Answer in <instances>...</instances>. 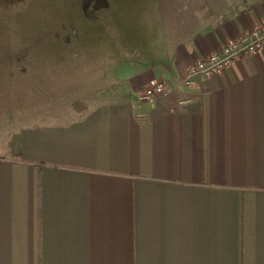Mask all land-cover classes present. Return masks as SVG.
I'll return each instance as SVG.
<instances>
[{
    "label": "crops",
    "instance_id": "crops-1",
    "mask_svg": "<svg viewBox=\"0 0 264 264\" xmlns=\"http://www.w3.org/2000/svg\"><path fill=\"white\" fill-rule=\"evenodd\" d=\"M98 6L77 10L91 28L11 62L0 264H264V51L183 84L264 0ZM152 79L169 92L142 103Z\"/></svg>",
    "mask_w": 264,
    "mask_h": 264
},
{
    "label": "rangeland",
    "instance_id": "rangeland-1",
    "mask_svg": "<svg viewBox=\"0 0 264 264\" xmlns=\"http://www.w3.org/2000/svg\"><path fill=\"white\" fill-rule=\"evenodd\" d=\"M100 4L103 0H0V92L18 91L11 62L51 53L56 43L73 37L81 20L83 27L91 28L77 10L97 9Z\"/></svg>",
    "mask_w": 264,
    "mask_h": 264
},
{
    "label": "built area",
    "instance_id": "built-area-1",
    "mask_svg": "<svg viewBox=\"0 0 264 264\" xmlns=\"http://www.w3.org/2000/svg\"><path fill=\"white\" fill-rule=\"evenodd\" d=\"M264 51V20L243 32L238 38L227 41L218 52L200 60L189 67L183 78L187 87L194 86L199 79H211L221 75L237 60ZM168 84L162 80H150L140 91L137 99L152 104L159 96H166Z\"/></svg>",
    "mask_w": 264,
    "mask_h": 264
},
{
    "label": "trees",
    "instance_id": "trees-1",
    "mask_svg": "<svg viewBox=\"0 0 264 264\" xmlns=\"http://www.w3.org/2000/svg\"><path fill=\"white\" fill-rule=\"evenodd\" d=\"M16 145V141L13 140L12 146L14 147Z\"/></svg>",
    "mask_w": 264,
    "mask_h": 264
}]
</instances>
